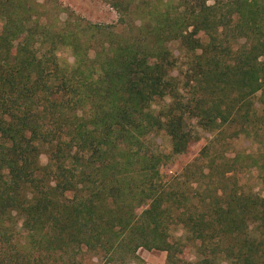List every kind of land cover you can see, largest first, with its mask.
I'll return each mask as SVG.
<instances>
[{
    "label": "trees",
    "instance_id": "1",
    "mask_svg": "<svg viewBox=\"0 0 264 264\" xmlns=\"http://www.w3.org/2000/svg\"><path fill=\"white\" fill-rule=\"evenodd\" d=\"M110 4L0 0V264H264V0Z\"/></svg>",
    "mask_w": 264,
    "mask_h": 264
},
{
    "label": "rangeland",
    "instance_id": "2",
    "mask_svg": "<svg viewBox=\"0 0 264 264\" xmlns=\"http://www.w3.org/2000/svg\"><path fill=\"white\" fill-rule=\"evenodd\" d=\"M43 2L44 0H38ZM61 8L68 14H73L76 17H80L88 22L97 24H112L117 21V13L111 7L110 0H57ZM64 17V15L62 16ZM176 48V45L173 46ZM62 56L68 58L67 53H63ZM229 145L226 147L229 149V153H242V155L256 152L257 146L246 141L244 137L237 140H228ZM160 149L166 153L170 150V141L167 137L161 136L155 141ZM200 143L192 144V154L195 155L199 149ZM192 157V156H191ZM41 163H46V157L41 156ZM245 171V170H244ZM250 173L241 174L240 178L246 187H251L254 191H262L261 185L257 179V174L254 169L250 170ZM261 193V192H260ZM178 232L177 234H179ZM138 255L144 264H162L165 262L166 254L157 251H147L140 249Z\"/></svg>",
    "mask_w": 264,
    "mask_h": 264
}]
</instances>
